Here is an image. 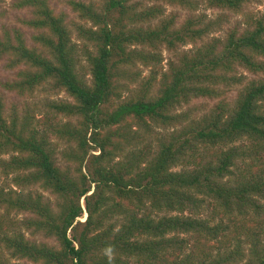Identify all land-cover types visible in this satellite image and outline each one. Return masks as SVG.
<instances>
[{
    "label": "trees",
    "instance_id": "trees-1",
    "mask_svg": "<svg viewBox=\"0 0 264 264\" xmlns=\"http://www.w3.org/2000/svg\"><path fill=\"white\" fill-rule=\"evenodd\" d=\"M249 1L68 0V19L50 0H13L35 33L0 37L17 70L3 86L72 101L37 117L0 99V264H264V13L222 37L208 36L220 15L196 14ZM197 98L217 103L178 111ZM153 126L166 130L147 141Z\"/></svg>",
    "mask_w": 264,
    "mask_h": 264
},
{
    "label": "rangeland",
    "instance_id": "rangeland-1",
    "mask_svg": "<svg viewBox=\"0 0 264 264\" xmlns=\"http://www.w3.org/2000/svg\"><path fill=\"white\" fill-rule=\"evenodd\" d=\"M68 0H50V3L53 9L56 12H63L66 13L68 19L74 14L71 12L68 4ZM13 0H0V37L4 36V34H11L14 30H18L22 37L24 38L27 45H32V35L35 33V30L30 28L24 21L30 17V9L23 8L17 9L12 5ZM167 12H174L178 15L179 20H183L185 17L189 16L191 13L186 11L185 9H180L175 6H171L169 4H165ZM206 14L209 18H216L220 15L221 25H219L215 30H212L209 33V37L211 36H224L227 29L234 27V26H244L246 17L250 14H262L264 13V0H250L246 4H244L241 11L234 12V11H222L212 7H206L205 5H201L199 9L196 11V14ZM191 45L188 44L186 47H190ZM170 55L169 51L163 50V57L164 60L162 65L166 67V58ZM6 59L0 58V99L3 101L6 111H9L10 107L14 106L19 112H22L24 106L29 107L31 110H34V114L37 117H42L45 114V103L51 99L54 100H69L72 101V98L68 96V94L61 89L55 90L51 87L50 84L42 85L34 90V92L30 95H19L15 91H10L3 86L5 81H9L15 78L16 69H8L6 66ZM84 64V62H83ZM141 68V67H140ZM238 71L248 78H255L261 75L252 74L245 69H238ZM143 74L148 72V69L142 67ZM85 79H89V75L87 71H84ZM240 86H235L229 88L226 92V100L228 102H233L237 90ZM217 103V99H210V98H197L192 99L190 103L183 104L178 111L181 113H186L190 118L195 116H200L203 114L208 113V111ZM60 120L65 121L66 118L60 116ZM166 129L153 126L151 127L150 131L146 133V140L153 141L154 136L156 133L158 135L163 134ZM145 140V141H146ZM53 142H56V150H57V159L59 164H66L68 161L66 158L63 157V152L67 148V143L64 140L59 139H52ZM97 153V151H93ZM72 165V164H71ZM237 165L240 169L244 168V164L240 161L237 162ZM179 168V167H178ZM236 174L238 173L237 169H235ZM53 198V196H51ZM83 204V200H81ZM212 207V206H211ZM207 209V213H211L212 208ZM18 218H21L22 214L16 215ZM254 217V216H253ZM85 214L79 218L80 221L84 220ZM261 219L264 220V213L261 214ZM253 224V223H251ZM39 240H43L53 244L52 240L49 239H42L40 236L37 237ZM24 263V261H20Z\"/></svg>",
    "mask_w": 264,
    "mask_h": 264
}]
</instances>
